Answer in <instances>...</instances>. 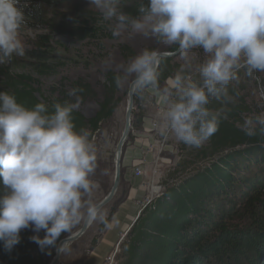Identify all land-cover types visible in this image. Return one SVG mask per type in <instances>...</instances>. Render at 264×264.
<instances>
[{
	"label": "clouds",
	"instance_id": "clouds-1",
	"mask_svg": "<svg viewBox=\"0 0 264 264\" xmlns=\"http://www.w3.org/2000/svg\"><path fill=\"white\" fill-rule=\"evenodd\" d=\"M119 37L125 30L177 45L185 60L202 49L198 79L178 71L159 84L165 53L144 48L121 63L117 88L128 81V94L154 98L158 108L153 126L167 139L200 147L219 129L221 110L207 106L212 99L230 100L228 86L243 69L252 76L264 72V0H147L139 18L120 10L121 0H90ZM31 0H0V65L23 57L21 29ZM102 63L107 64L108 61ZM78 88L68 91L76 101L38 102L29 108L14 94L0 91V244L11 252L20 243L21 230L42 252L69 251L73 230L82 222H101L106 213L93 199L91 176L97 168V148L88 130L76 129L72 113L78 107ZM247 136L264 135V113L244 119ZM43 231L41 237L39 233ZM62 235L65 237L61 240Z\"/></svg>",
	"mask_w": 264,
	"mask_h": 264
},
{
	"label": "trees",
	"instance_id": "trees-1",
	"mask_svg": "<svg viewBox=\"0 0 264 264\" xmlns=\"http://www.w3.org/2000/svg\"><path fill=\"white\" fill-rule=\"evenodd\" d=\"M79 1L31 0L23 28H50V16L58 15L63 9H72L81 13L83 26L64 25L58 29H64L69 35L79 33L83 39L102 36L104 31L99 24L90 26L85 10L78 6ZM141 6L146 7L147 0H121L119 8L131 17L139 18L143 15L139 12ZM69 18L74 24L79 23L75 17ZM40 41L25 51L28 72L15 73L12 65L8 70L1 68L0 91L14 94L17 101L26 107L31 108L42 101L51 110L54 102H75L76 97H69L68 91L81 89L77 93L79 104L94 102L97 109L89 118L75 109L72 117L76 129L88 130L91 140L121 102L120 88L115 84V77L119 74L107 69L100 96L89 82L77 78L72 81L60 79L50 88V99L38 97V90L33 87L36 82L33 75H58L62 67L49 39L41 37ZM162 44V41L154 39V45L149 49L158 50ZM177 48V45H169L160 51L172 52ZM121 50L124 53L130 51L127 45H122ZM178 56L162 60L158 69L161 87L178 71L189 74L176 63ZM9 62L16 66L19 64L14 56ZM228 95L230 100L227 102L212 99L207 106L211 110H221V121L218 131L206 141L205 148L198 151L204 156L209 151L208 154L216 156V159L166 186L141 208L120 244L117 264H264V135L250 137L241 130L244 119L258 113L241 100L235 86H228ZM144 99L145 95L134 96V106L139 108ZM142 116L135 113L133 123H140ZM124 147L125 144L123 150ZM123 198L122 193L110 206L106 216L108 223ZM105 228V223L100 222L99 233L92 239L89 250L94 248ZM34 234L31 229L21 230L20 243L10 253L0 244V264H48L54 249L51 255L42 252L29 239ZM39 235L43 237L44 232Z\"/></svg>",
	"mask_w": 264,
	"mask_h": 264
},
{
	"label": "rangeland",
	"instance_id": "rangeland-1",
	"mask_svg": "<svg viewBox=\"0 0 264 264\" xmlns=\"http://www.w3.org/2000/svg\"><path fill=\"white\" fill-rule=\"evenodd\" d=\"M79 3L78 6H80L82 10H85L84 15L86 13L85 16L90 19V26L93 27L95 23L100 25V28L104 31L102 36L94 39H91V37L83 39L78 35L79 33L69 35L64 29H58V27L64 25L71 27L83 26L80 18L81 13H77L72 9H63V11L58 12V15L50 16V28L37 26L35 28L21 29L20 35L25 50L32 48L35 44H39L41 42V37L48 38L51 47L54 49V53L60 57L62 63L58 75H46L42 77L33 75L36 81L33 87L38 90V93H36L38 97L42 96L50 99L52 97L50 88L55 86L60 79L72 81L77 78H83L89 82L94 87L98 96H100L101 87L105 82L104 73L107 69L122 76V72L119 69L121 63H127L144 48H150L154 45L155 38H146L142 34L132 33L130 29L123 31L119 37H114L110 30V25L113 24L114 21L104 20L99 10L94 5H91L90 0H81ZM70 16L75 17L79 23L74 24L69 18ZM122 45H127L130 51L124 53L121 50ZM167 46L169 45L163 43L162 46H159L157 49L160 51ZM14 57H16L19 62L18 66L8 62L4 65H0V70L1 68L8 70L12 65V71L15 73L28 72V68L26 67L28 58H26L25 55L23 57ZM204 59L205 53L202 49H193L189 52L187 60L179 55L175 61L178 63L180 69L189 71V74L198 79L197 67ZM103 61H108V63H102ZM230 85L237 88L241 100L246 102L250 110L253 112L256 111L258 114L264 113V72H255L249 78L243 70L241 75H239V79L231 82ZM165 86L166 82L163 87ZM127 93L128 81L122 80V85L120 87V104L116 108L113 116L102 124L91 139L97 148V168L95 173L91 176V180L95 185L93 199L96 202H99L105 196L112 185L114 175V153L116 144L124 127ZM96 109L97 105L94 102L79 104L76 108V110L80 111L86 118L94 115ZM135 113L143 114L140 123H133ZM157 113L158 108L154 103V98L148 93L145 94V99L139 108L135 107L133 104L131 130L121 155V170L123 173L126 168L124 166L122 167V164L125 161L126 155L131 152L132 146L136 143L135 140H142L138 142V156H135L130 165L127 166L132 178H134V166L140 165L143 167V175L140 178H136L141 179L145 189L144 196L139 199V202L144 200L150 193H154L156 185L160 184L163 186L164 190L166 186L182 180L184 177L197 170L198 167L209 164L211 160L216 159V156L214 157L208 154L210 153L209 151L206 152V156L198 152L201 148H205L207 145L206 142L200 147H189L182 142L176 141L171 135L167 139L162 137L153 126L158 118ZM129 137L131 140H129ZM143 147L144 150H142ZM124 184L123 181L120 182L119 188L112 200L103 207L106 216L108 215L110 206L115 203V199L121 197L122 193L124 194ZM99 223V221L90 223L85 233L77 241L69 245V251L60 255L58 264H77L79 253H82L83 249L86 246L88 247L89 242L91 243L92 239L99 233ZM79 227L80 225L73 230V233ZM125 233H127V231ZM124 237L118 246H116V244L114 245L113 250L115 247L117 248L114 264L119 262L117 255ZM113 250L110 254L114 256Z\"/></svg>",
	"mask_w": 264,
	"mask_h": 264
},
{
	"label": "crops",
	"instance_id": "crops-1",
	"mask_svg": "<svg viewBox=\"0 0 264 264\" xmlns=\"http://www.w3.org/2000/svg\"><path fill=\"white\" fill-rule=\"evenodd\" d=\"M140 141L142 140H135L136 143L132 146L131 152L126 155L125 161L122 164V167L124 166L126 168L122 173V181L125 183V189H123L124 198L118 203L116 212L109 222L112 226L106 227L100 233L96 245L91 250H89V242L88 247L86 246L83 252L79 253L77 264H101L103 259L113 250L114 245L119 240L120 234L128 231L139 214L141 210L139 207V199L144 196L145 189L141 179L132 178L127 166L130 165L135 156H138V142ZM142 150H144V147Z\"/></svg>",
	"mask_w": 264,
	"mask_h": 264
},
{
	"label": "water",
	"instance_id": "water-1",
	"mask_svg": "<svg viewBox=\"0 0 264 264\" xmlns=\"http://www.w3.org/2000/svg\"><path fill=\"white\" fill-rule=\"evenodd\" d=\"M163 53H165L164 59L174 57L179 54L178 48L172 52H163ZM133 102H134V96H130L127 93L124 127L121 133V136L116 144L115 153H114L113 181H112V185L109 191L99 201L102 207H104L107 203H109L112 200V198L114 197L115 193L117 192L119 188L120 178H121V157H122L121 155L123 151V146L126 143L130 130H131V115H132V109H133ZM89 225L90 223L88 222H82L80 224V227L74 233L71 234L69 245L77 241L85 233ZM64 238H62L61 240H63ZM59 259H60V255H58L54 250V255L52 256L48 264H58Z\"/></svg>",
	"mask_w": 264,
	"mask_h": 264
},
{
	"label": "built area",
	"instance_id": "built-area-1",
	"mask_svg": "<svg viewBox=\"0 0 264 264\" xmlns=\"http://www.w3.org/2000/svg\"><path fill=\"white\" fill-rule=\"evenodd\" d=\"M143 175V167L138 165V166H134L133 168V176L134 179L136 178H140ZM163 190V186L156 185V190H154V193H150L148 196L145 197L144 200L139 202V207L142 208L144 207L147 203H149L154 197H156L157 195H159ZM126 233L123 232L120 234L119 236V240L116 243V246H118V244L120 243V241L122 240V238L124 237ZM114 252V256L113 254L108 255L107 257H105V259L103 260L102 264H114V257H115V253L117 251V248L115 247V249L113 250Z\"/></svg>",
	"mask_w": 264,
	"mask_h": 264
}]
</instances>
